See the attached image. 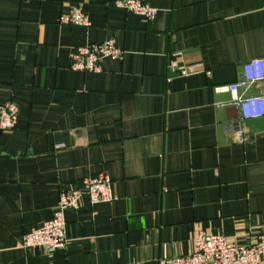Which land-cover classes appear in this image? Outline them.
Here are the masks:
<instances>
[{
	"label": "crops",
	"instance_id": "crops-1",
	"mask_svg": "<svg viewBox=\"0 0 264 264\" xmlns=\"http://www.w3.org/2000/svg\"><path fill=\"white\" fill-rule=\"evenodd\" d=\"M113 1L0 0V107H18L0 129V264H159L198 231L248 243L264 230V117L214 90L264 56V0H147L151 20ZM73 5L89 26L58 22ZM105 39L122 59L70 68L72 49ZM98 173L114 201L89 202L81 181ZM72 188L66 246L22 247Z\"/></svg>",
	"mask_w": 264,
	"mask_h": 264
},
{
	"label": "built area",
	"instance_id": "built-area-1",
	"mask_svg": "<svg viewBox=\"0 0 264 264\" xmlns=\"http://www.w3.org/2000/svg\"><path fill=\"white\" fill-rule=\"evenodd\" d=\"M113 4L127 12L143 16L151 20L156 8L147 0H114ZM58 22L62 25L87 27L90 25L86 11L79 5H73L68 13L60 15ZM123 49L113 39L87 43L72 49L69 54L70 68L79 71L98 72L100 63L105 58L122 59ZM169 69L177 74H188L191 69L177 62H170ZM264 82V56L248 59L242 68L241 75L232 83L216 85L217 93H229L230 104L235 105L242 119H258L264 117V92L246 94L253 84ZM18 107L7 102L0 107V129L15 127ZM241 135V131L238 132ZM81 185L91 204L112 202L116 196L109 177L104 173L82 179ZM82 190L72 188L59 193L58 201L53 209L52 217L23 235L22 247L29 249L41 247L47 251L62 249L66 246L64 210L78 208ZM190 251L181 256L162 259L159 264H262L264 255V230L257 233L254 241L248 243L235 242L221 234L198 231L192 235Z\"/></svg>",
	"mask_w": 264,
	"mask_h": 264
}]
</instances>
